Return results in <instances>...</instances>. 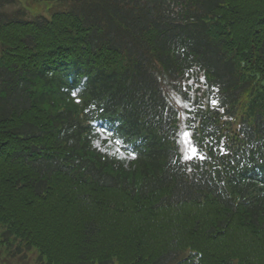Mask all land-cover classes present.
<instances>
[{
    "label": "trees",
    "instance_id": "16d2710c",
    "mask_svg": "<svg viewBox=\"0 0 264 264\" xmlns=\"http://www.w3.org/2000/svg\"><path fill=\"white\" fill-rule=\"evenodd\" d=\"M37 2L0 0V264H264V0Z\"/></svg>",
    "mask_w": 264,
    "mask_h": 264
},
{
    "label": "rangeland",
    "instance_id": "374dc122",
    "mask_svg": "<svg viewBox=\"0 0 264 264\" xmlns=\"http://www.w3.org/2000/svg\"><path fill=\"white\" fill-rule=\"evenodd\" d=\"M57 7V4L48 5L44 3H38L37 0H17V5H14L9 9L11 11H15L19 10V8H23L26 10L28 17L32 18L40 15L48 17L57 9ZM178 105L183 110L187 108L186 102L182 100H178ZM97 132L99 133V137H97L94 141L95 148H97L100 152L111 156L129 158V156H127L124 151L120 149L119 145L113 140L109 139L107 135L101 131V129H98ZM179 144L185 159H192L197 156V149L195 148L191 139L190 132L182 133L179 139ZM24 257V259L17 257L16 259H13V261L16 264H38L39 256L34 250L25 253Z\"/></svg>",
    "mask_w": 264,
    "mask_h": 264
}]
</instances>
